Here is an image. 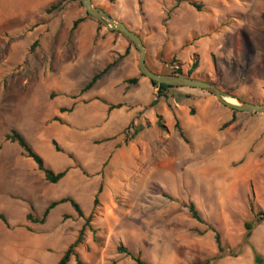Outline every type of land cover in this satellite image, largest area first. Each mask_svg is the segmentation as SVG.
I'll list each match as a JSON object with an SVG mask.
<instances>
[{
    "label": "rangeland",
    "instance_id": "rangeland-1",
    "mask_svg": "<svg viewBox=\"0 0 264 264\" xmlns=\"http://www.w3.org/2000/svg\"><path fill=\"white\" fill-rule=\"evenodd\" d=\"M59 1L0 0V214L10 224L0 220V264L57 263L84 219L69 202L53 208L44 224L26 215L40 216L64 196L73 197L86 216L94 213L97 239L86 228L77 247L85 264H135L117 253L120 243L150 264H172V252L182 259L177 264H203L207 244L203 253H189L183 242H172L197 235L207 224L216 226L227 248L220 257L206 258L209 264L221 258V264H256L244 222L255 223L264 210L262 115L236 111L241 117L233 127L216 122L222 118L216 112L227 108L209 92L189 87L170 88L152 106L157 88L149 79L150 95L138 81H126L145 77L133 43L90 17V28L81 29L86 32L72 30L76 18L87 16L82 2L63 0L46 12ZM194 1L201 9L190 0H92L141 36L151 69L191 70L230 96L263 103L264 0ZM126 49L127 55L80 94ZM102 99L124 105L109 110ZM72 105V111H60ZM175 118L188 143L174 127ZM12 128L53 170L69 167L66 176L47 182L19 145L4 139ZM239 134L247 142L233 152ZM190 203L204 222L191 217ZM152 240L163 243L155 247ZM69 264H77L74 257Z\"/></svg>",
    "mask_w": 264,
    "mask_h": 264
},
{
    "label": "trees",
    "instance_id": "trees-1",
    "mask_svg": "<svg viewBox=\"0 0 264 264\" xmlns=\"http://www.w3.org/2000/svg\"><path fill=\"white\" fill-rule=\"evenodd\" d=\"M62 3H63V0H61V1L57 2V3L51 4L48 8H46V12L50 13V12L58 9L62 5ZM190 4L192 6H194L195 8H197V9H201V5L196 3L194 0H190ZM86 17L92 18L88 14H87V16H81V17L76 18L72 22L71 29L75 30L79 26V24L81 22L86 20ZM92 19H94V18H92ZM36 44H37V41H35L32 44V48L35 47ZM128 53H129V49H126L125 52L122 55H120L118 58L113 59L111 62L107 63L102 69H100L98 72H96L91 77V79L81 88L80 94H84L85 92H87L90 89H92L94 84L99 79H101L105 74H107L118 63L120 58L124 57ZM193 67H196V64H194ZM153 71H155V70H153ZM160 73L180 74V75H184V76H188V77H194L193 75H191V70H189L187 73H184L180 68L179 69H173V70H170V71H167V72L161 71ZM126 81L128 83H130V84H133V83H136L138 81V78L137 77L128 78ZM150 82L152 83V85L154 87L157 88L156 98L151 102L152 106L155 105L158 102V98H161V97L167 98V91L170 88L174 87V86H170V85L163 84V83L159 84V83L152 82V81H150ZM73 98L75 99V98H77V96H73ZM102 101L104 103L108 104V109L109 110L119 109V108H121L124 105L121 102L109 103V102H106L103 99H102ZM73 105L70 106V107H61L60 111L61 112H70L73 109ZM232 111L234 113L236 112L234 110H232ZM54 119L59 121L60 123H64L63 120L60 117H55ZM234 120H235V117L233 116L232 119L230 121L226 122L225 124L228 125V124L232 123ZM174 127L178 130V132H179L180 136L182 137V139L185 142L188 143L189 139L186 136V133H185L184 129L182 128L178 118H175ZM4 139L6 141L17 143L19 145V147L21 148L23 154L26 157L32 159L35 162L37 169L43 173L44 179L47 182H49V183H58L62 178H64L66 176V174L68 173V171L70 169L69 167H66V168H64V169H62L60 171H55L51 167L46 165L43 157L28 143V141L22 135V133L19 132L15 128L10 129V131L5 135ZM52 143H53L54 149L57 152H62L63 151L62 148L58 145V143L55 140H53ZM1 148H2V146L0 144V149ZM69 157L72 158L73 155L69 154ZM102 188H103V185L101 183L98 186L97 193H96V195L94 197V200H93L94 207H96L98 205V203H99L98 195H99V193H101ZM65 202H69L72 205V207L74 208V211L77 213V216L84 219V223H83L82 227L79 229L78 235L75 238V240L65 249V251L63 252V254L61 255V257L59 258V260L57 261L56 264H69V262H70L72 257L75 258V262L77 264H85L82 261L80 255H79V253L77 251V247L79 246V244L81 243V241L83 239V236L85 234L86 228H88L92 232L93 239L94 240L97 239V229H95L92 226V221H93V217H94V213L93 212H91L89 215L86 216L84 211H83V209L81 208L80 204L73 197L64 196V197H61L59 199L51 201L45 207L44 211L42 212V214L40 216H34L33 214L28 213L26 215V219L28 221H30L31 223L44 224L47 221V218H48L49 213L51 212V210L53 208H55L57 205L65 203ZM188 209H189L190 215H191V217L193 219L197 220L198 222H204L203 218L200 216V214L196 210V208H195L193 203H190L188 205ZM0 220L7 227H10V224H9L8 220L5 218V216L3 214H0ZM255 220L257 222H260V221L264 220V210H259L256 213V219ZM253 224H254V222H249V221L244 222V227L247 230L246 238L250 237V235H251L250 229L252 228ZM208 230H211V231L214 232V238H215V242H216V246H217V250H218V255L213 257V259H215L217 257H220L225 252L226 247L222 244L220 233L218 232V230H217V228H216V226L214 224H207V227H206L205 230H196V231L198 232V234L203 235ZM116 251H117V253H121V254H124L125 256L129 257L135 264H150L148 261H146L141 256V253L139 251L135 252V251L131 250L130 248H128L127 246H125L124 244H122V243L117 245ZM252 253H253L254 262L256 264H263L264 263L263 256L256 251V249L253 247V245H252ZM209 262H210V259H206L203 262V264H209Z\"/></svg>",
    "mask_w": 264,
    "mask_h": 264
},
{
    "label": "water",
    "instance_id": "water-1",
    "mask_svg": "<svg viewBox=\"0 0 264 264\" xmlns=\"http://www.w3.org/2000/svg\"><path fill=\"white\" fill-rule=\"evenodd\" d=\"M86 14L102 23L110 30H116L122 33L129 41L133 43L139 52L138 68L143 76L152 82L163 83L174 87H189L201 89L214 95L218 102L223 106L238 112H248L252 114H264V103H254L241 100L228 95L213 82L196 77H188L180 74H167L153 71L146 62L147 51L141 36L130 29L124 22L116 20L111 14L93 4L92 0H81ZM234 99L236 102H232Z\"/></svg>",
    "mask_w": 264,
    "mask_h": 264
},
{
    "label": "crops",
    "instance_id": "crops-1",
    "mask_svg": "<svg viewBox=\"0 0 264 264\" xmlns=\"http://www.w3.org/2000/svg\"><path fill=\"white\" fill-rule=\"evenodd\" d=\"M23 2H25V0H23ZM90 21L88 19H86L83 22H81L79 24L80 26L77 27L78 28V32H80V33L86 32L85 30L87 28H90V26H91V22ZM84 25L86 26V28H85L84 31H82L81 29L85 27ZM76 68H77V66L73 65V67L71 68V71L75 70ZM71 78H72L71 80L74 82L75 76H72ZM143 78H146V77H142V78L138 79V82H139V84H142V85H144L146 87V89L148 90V95H150L149 94V88L147 87V85L149 83L148 82L149 80H148V78H146L147 80L143 79ZM134 94L137 97V92H135ZM216 113L219 114V115H222V118L219 121H216V122H220V121H224V122L227 121L228 122L234 116L235 120L232 123H230L231 127H233V125H235L240 120V117H241V116H239L238 112L234 113L229 108H227V110L222 109V110H220V113H218V112H216ZM255 115H258V113L255 114ZM259 115H262L259 119H260L261 122L264 123V114L259 113ZM243 135H245V134H239V138L237 139V141H238L237 142V146L234 145V148L232 149L233 152H235V151L238 152L239 150L241 151L242 150L241 147L243 146L241 142H244V143H245V141L247 142V140H244ZM240 156L238 157V155H237V158H240ZM17 188H19V187H17ZM24 194H26V193H24ZM258 231H261V233H262L260 236H256V233ZM250 232H251V235H250L249 238H250L251 244L253 245V247L256 249V251L258 253H261L262 255H264V220H262L260 222H257L255 220V223L252 226V230ZM177 236H180V235H177ZM187 236H188L187 237L188 239H186V237H185L184 240H178V241L174 240L172 243L175 244L176 242L177 243L183 242L184 243V252H189V253H191L192 251L203 253L205 245L207 244V249L208 248L210 249V250H208V253H204L207 257L205 256V257H203V259H199V261L206 260V258H210V257L214 256L216 253H218L216 242H215V238H214V233L212 231H206L202 236H200L198 234L197 235L188 234ZM162 243H163L162 241H158V240H152L151 241V244L153 246H155V247H158V244H162ZM164 243H166V241ZM226 251H227V248L225 249V252ZM168 257H169L168 260L172 261V264H177V261L181 262V260H182L181 257L176 255V253H174V252L168 254ZM221 260H222V258L219 259L220 264L222 263ZM118 264H125V262L121 261ZM185 264H189V263L187 262Z\"/></svg>",
    "mask_w": 264,
    "mask_h": 264
},
{
    "label": "bare ground",
    "instance_id": "bare-ground-1",
    "mask_svg": "<svg viewBox=\"0 0 264 264\" xmlns=\"http://www.w3.org/2000/svg\"><path fill=\"white\" fill-rule=\"evenodd\" d=\"M228 100H230V101H232V102H236L234 99H230V98H228Z\"/></svg>",
    "mask_w": 264,
    "mask_h": 264
}]
</instances>
